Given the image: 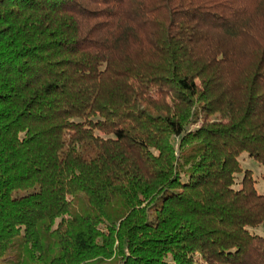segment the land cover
<instances>
[{
  "label": "trees",
  "instance_id": "trees-1",
  "mask_svg": "<svg viewBox=\"0 0 264 264\" xmlns=\"http://www.w3.org/2000/svg\"><path fill=\"white\" fill-rule=\"evenodd\" d=\"M244 156L264 0H0V264H264Z\"/></svg>",
  "mask_w": 264,
  "mask_h": 264
},
{
  "label": "rangeland",
  "instance_id": "rangeland-1",
  "mask_svg": "<svg viewBox=\"0 0 264 264\" xmlns=\"http://www.w3.org/2000/svg\"><path fill=\"white\" fill-rule=\"evenodd\" d=\"M240 162L244 167L243 169H248L251 171V174L257 182V184L255 185L257 192L261 195H264V179L262 178V175H264V166L260 165L259 163H255L247 156H244V158L241 159ZM256 233L259 236H264V226L260 227L259 230L256 231Z\"/></svg>",
  "mask_w": 264,
  "mask_h": 264
}]
</instances>
